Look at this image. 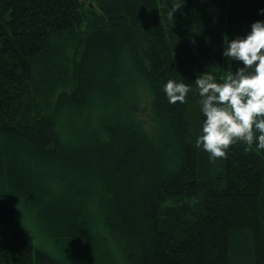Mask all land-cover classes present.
Segmentation results:
<instances>
[{
	"label": "trees",
	"instance_id": "1",
	"mask_svg": "<svg viewBox=\"0 0 264 264\" xmlns=\"http://www.w3.org/2000/svg\"><path fill=\"white\" fill-rule=\"evenodd\" d=\"M171 2L0 0V264H264V150L210 160L194 82L264 0Z\"/></svg>",
	"mask_w": 264,
	"mask_h": 264
},
{
	"label": "clouds",
	"instance_id": "2",
	"mask_svg": "<svg viewBox=\"0 0 264 264\" xmlns=\"http://www.w3.org/2000/svg\"><path fill=\"white\" fill-rule=\"evenodd\" d=\"M185 3L172 0L168 15ZM258 12L264 15V7ZM221 54L229 65L226 75L201 71L194 80L201 113L195 143L213 161L228 156L238 141L264 150V19L252 21L249 29L226 42L224 37ZM161 87L169 103L183 104L192 84L170 77Z\"/></svg>",
	"mask_w": 264,
	"mask_h": 264
},
{
	"label": "rangeland",
	"instance_id": "3",
	"mask_svg": "<svg viewBox=\"0 0 264 264\" xmlns=\"http://www.w3.org/2000/svg\"><path fill=\"white\" fill-rule=\"evenodd\" d=\"M75 124L77 125V123H75ZM83 130H84V132L86 131L85 128H84ZM87 134H88V133H87ZM87 134H86V137H85L84 135L80 136V141H81V142H79V143H80L79 145H82V144H83V145L85 146V145L87 144ZM11 146H12V144H11ZM74 146H75V144H74ZM29 149H30V148H28V150H29ZM28 152H30V151H28ZM41 216H42V215L40 214V222H39V223H40V227H41V229L43 230V228H42V224H41V221H42ZM43 231H44V230H43Z\"/></svg>",
	"mask_w": 264,
	"mask_h": 264
}]
</instances>
